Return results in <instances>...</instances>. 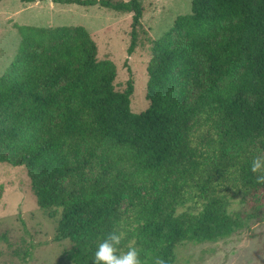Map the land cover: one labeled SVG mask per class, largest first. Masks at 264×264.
<instances>
[{"label":"trees","instance_id":"1","mask_svg":"<svg viewBox=\"0 0 264 264\" xmlns=\"http://www.w3.org/2000/svg\"><path fill=\"white\" fill-rule=\"evenodd\" d=\"M53 1L132 13L137 47L142 0ZM191 2L152 42L140 113L133 79L116 87V64L84 26H16L0 75V154L26 167L39 206L59 218L55 240L76 244L74 264H94L113 231L143 264H179L180 245L264 221L250 170L264 153V0ZM238 196L248 207L231 212Z\"/></svg>","mask_w":264,"mask_h":264},{"label":"rangeland","instance_id":"2","mask_svg":"<svg viewBox=\"0 0 264 264\" xmlns=\"http://www.w3.org/2000/svg\"><path fill=\"white\" fill-rule=\"evenodd\" d=\"M117 1V0H113ZM129 1V0H125ZM144 16L138 45L130 53L132 16L100 4L56 3L53 0H2L0 2V75L17 54L21 41L17 25L84 26L93 36L101 59L117 67L116 87L135 84L132 109L149 108L148 67L153 40L159 39L179 15L192 11L191 0H142ZM0 154V264H74L68 259L76 244L56 241L59 218L38 204L32 180L24 166H14ZM264 203V198L262 199ZM264 205V204H263ZM231 212L245 210L241 196L234 197ZM179 264H264V221L213 242H189L177 250Z\"/></svg>","mask_w":264,"mask_h":264},{"label":"clouds","instance_id":"3","mask_svg":"<svg viewBox=\"0 0 264 264\" xmlns=\"http://www.w3.org/2000/svg\"><path fill=\"white\" fill-rule=\"evenodd\" d=\"M250 170L256 174V182L264 184V153L257 154L253 158ZM122 238L123 233L115 231L109 233L98 245L94 254V264H143L136 248H129L126 252L120 250L119 245ZM154 264H166V261L157 257Z\"/></svg>","mask_w":264,"mask_h":264}]
</instances>
